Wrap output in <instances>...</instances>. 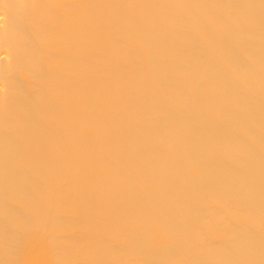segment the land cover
Here are the masks:
<instances>
[{"label": "bare ground", "instance_id": "obj_1", "mask_svg": "<svg viewBox=\"0 0 264 264\" xmlns=\"http://www.w3.org/2000/svg\"><path fill=\"white\" fill-rule=\"evenodd\" d=\"M0 264H264V0H0Z\"/></svg>", "mask_w": 264, "mask_h": 264}]
</instances>
